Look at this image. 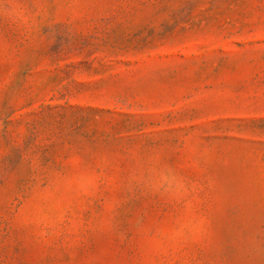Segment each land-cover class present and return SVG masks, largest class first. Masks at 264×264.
Here are the masks:
<instances>
[{
  "label": "rangeland",
  "instance_id": "1",
  "mask_svg": "<svg viewBox=\"0 0 264 264\" xmlns=\"http://www.w3.org/2000/svg\"><path fill=\"white\" fill-rule=\"evenodd\" d=\"M0 264H264V0H0Z\"/></svg>",
  "mask_w": 264,
  "mask_h": 264
}]
</instances>
